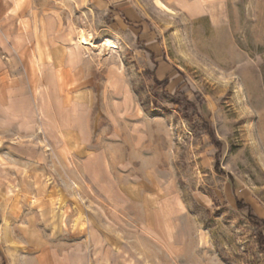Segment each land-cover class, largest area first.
I'll list each match as a JSON object with an SVG mask.
<instances>
[{
  "label": "rangeland",
  "instance_id": "rangeland-1",
  "mask_svg": "<svg viewBox=\"0 0 264 264\" xmlns=\"http://www.w3.org/2000/svg\"><path fill=\"white\" fill-rule=\"evenodd\" d=\"M14 1L0 23L35 36L23 50H0L9 63L0 77L28 62L33 93L34 57L64 59L41 44L45 16L89 34L92 46L78 34L74 46L93 71L84 92L94 142L63 132L53 146L41 132L0 130V264H90L112 239L143 264H264V224L247 202L264 214V0ZM117 4L128 10L115 19ZM107 38L118 48L102 46ZM33 108L22 122H38ZM46 119L67 124L65 115ZM97 146L127 196L126 227L109 218L110 203L84 170ZM170 196L160 211L172 244L155 211ZM139 220L156 228L134 227Z\"/></svg>",
  "mask_w": 264,
  "mask_h": 264
},
{
  "label": "crops",
  "instance_id": "crops-1",
  "mask_svg": "<svg viewBox=\"0 0 264 264\" xmlns=\"http://www.w3.org/2000/svg\"><path fill=\"white\" fill-rule=\"evenodd\" d=\"M105 6L111 5L104 0ZM14 0H0V16L4 18L8 13V5H13ZM118 11H115L113 18H119L118 15L128 10L125 4H117ZM43 28L39 30L38 36L41 38V44L48 46L50 49L62 50L64 59L61 62L50 61L45 56L38 59L34 57L32 66L36 73V81L34 92L31 90V80L29 73L28 62H22V66L17 67L22 71H18L14 76L5 79L0 77V130L10 131L19 136H33L36 132H41L44 138H47L53 146L56 143H61V134L63 132H72L77 135L79 141L84 146H93V136L90 131L89 120L93 116V111L89 108L87 100L88 93L84 92L87 84L93 81V71L87 66L82 59V48L76 50L74 41L78 32H74L66 23H61L53 15L45 16L42 20ZM35 36V32L27 30L17 31L0 23V50L9 54L14 51L23 50L28 47L30 37ZM72 48L73 50H70ZM75 51L80 53L79 56L73 55ZM0 63V72L3 68L8 69L9 63L2 59ZM80 82V83H78ZM80 85L82 88L74 90L72 86ZM50 101L48 107L45 103ZM30 103L34 107V115L38 118L41 128L38 127L37 119L35 123H24L21 121V116L29 115ZM65 115L67 124L63 128L55 127L46 117H53L54 124H60L61 116ZM44 117V118H43ZM6 119V120H5ZM13 120L17 121V125L11 127ZM4 122V123H3ZM36 129L38 131H36ZM97 149H102L99 154H91L87 156L84 161V170L89 174L93 182L101 190L103 197L110 203V210H108L109 218L114 224L123 227L129 222L125 220L123 212H129L127 208V196L121 194L119 185L111 176L109 171V161L106 157L105 146H97ZM172 196L165 197L158 201L156 206V213L160 214L162 219V227L165 230L164 240L172 237V225L161 215V208L167 205L171 206ZM247 202L255 210L259 217L264 218V214L260 212L259 206L253 201L247 199ZM179 210L182 206L178 205ZM148 212V210H145ZM150 211V210H149ZM172 214H170L171 216ZM169 216V219H170ZM137 228H145L153 230L156 225L147 223L146 221L134 222ZM158 235V233H155ZM174 244L171 245V251L163 252L166 261H174ZM73 252H69L72 254ZM64 254V253H63ZM62 253L58 256L63 255ZM66 255H68L66 253ZM143 264L142 258L137 257L135 248L122 243L118 239H112L103 246L95 249V256L90 264ZM178 264H200L197 262L181 261Z\"/></svg>",
  "mask_w": 264,
  "mask_h": 264
},
{
  "label": "bare ground",
  "instance_id": "bare-ground-1",
  "mask_svg": "<svg viewBox=\"0 0 264 264\" xmlns=\"http://www.w3.org/2000/svg\"><path fill=\"white\" fill-rule=\"evenodd\" d=\"M77 42L79 44L85 45V46H92L93 41L92 38L89 36V34H86L85 32L81 31L77 36ZM102 46L106 47L107 49H117L118 46L116 45L114 40L110 39H104L102 42Z\"/></svg>",
  "mask_w": 264,
  "mask_h": 264
},
{
  "label": "trees",
  "instance_id": "trees-1",
  "mask_svg": "<svg viewBox=\"0 0 264 264\" xmlns=\"http://www.w3.org/2000/svg\"><path fill=\"white\" fill-rule=\"evenodd\" d=\"M252 217V216H251ZM253 219H258V220H260L263 224H264V219H262V218H258V217H256V216H254V217H252Z\"/></svg>",
  "mask_w": 264,
  "mask_h": 264
}]
</instances>
